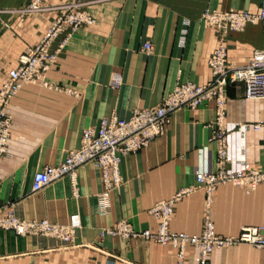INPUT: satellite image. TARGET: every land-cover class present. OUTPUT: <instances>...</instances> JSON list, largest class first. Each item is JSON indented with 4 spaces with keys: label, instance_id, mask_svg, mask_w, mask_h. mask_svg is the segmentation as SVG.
Returning a JSON list of instances; mask_svg holds the SVG:
<instances>
[{
    "label": "crops",
    "instance_id": "0c3cea01",
    "mask_svg": "<svg viewBox=\"0 0 264 264\" xmlns=\"http://www.w3.org/2000/svg\"><path fill=\"white\" fill-rule=\"evenodd\" d=\"M261 0H0V85L18 57L35 46L50 25L66 12H87L93 23L71 33L63 47L61 33L52 42L56 53L44 73L46 85L24 84L11 99L6 152L0 158V215L11 208L20 219H47L65 224L78 213L74 241L44 235H17L0 229V264H177L178 250L143 237L124 239L104 233L124 220L133 229L155 231L150 207L182 194L173 205L169 230L200 234L206 192L196 172L216 168V105L207 100L195 109L174 110L164 131L146 147L125 154L122 181L108 192L102 211L101 173L92 163L77 168L76 190L63 176L31 192L35 171L58 165L80 144L85 128L103 116L128 118L134 109L156 106L181 82L206 84L212 78L208 58L227 49L230 68L243 66L255 49H264L260 21L240 31L223 32L201 20L205 10L257 13ZM148 52L142 50L145 42ZM222 128L226 134L227 170H264V100L244 96L241 82L224 90ZM211 216L221 237L237 236L242 227H264V183L246 192L231 183L211 195ZM264 252L245 243L217 248L208 264H262ZM198 250L186 244L184 264H197Z\"/></svg>",
    "mask_w": 264,
    "mask_h": 264
},
{
    "label": "built area",
    "instance_id": "2783aa9c",
    "mask_svg": "<svg viewBox=\"0 0 264 264\" xmlns=\"http://www.w3.org/2000/svg\"><path fill=\"white\" fill-rule=\"evenodd\" d=\"M42 0H28L25 9L34 11L40 8ZM201 20L223 32L240 31L247 24L260 21L264 28V0L260 1L257 13L246 11L205 10ZM94 19L83 11L66 12L58 17L47 29L39 42L27 47L18 57V65L7 72L0 85V158L6 152L11 127V117L7 107L13 96L27 83H41L44 73L55 59L56 53L50 52L52 42L61 33L64 38L59 43L58 50L63 47L68 37L81 24L93 23ZM151 44L147 41L142 50L150 51ZM208 65L211 70V80L206 84H195L190 81L178 83L172 91L165 94L159 103L153 107L134 109L126 118L116 115L103 116L96 128H85L81 133L80 144L68 151L66 157L58 165H46L34 172L31 180V192H38L51 182L68 176L75 192L77 168L86 164H94L101 173L104 192L99 196L100 208L108 210V192L120 185L122 181L120 162L129 152L144 148L156 136L160 135L169 121L170 114L181 107L195 109L207 100H214L216 105L215 128L210 140L216 144V168L209 171L204 165L195 174L197 186L206 192V205L203 216V229L200 234H187L169 230V222L173 214L175 201L189 189H183L169 199L154 203L150 214L158 221L155 231L143 229L136 231L131 225L120 220L104 233L118 235L122 238L143 237L160 244H170L178 250L177 264H184L186 244H191L198 250L197 264H208L210 253L222 247L245 243L259 248L264 252V227H242L237 236L221 237L215 232L211 216V195L215 188L223 183H231L242 187L246 192L253 191L264 183V170L230 171L225 167L227 160L226 134L222 128L224 117V90L228 84L241 82L244 85V96L249 99L264 100V49H255L245 65L230 68L227 49L219 45L209 56ZM263 123L254 124L258 130ZM80 227V216L73 213L65 224L53 223L47 219H20L11 208L0 215V229L12 230L17 235H44L71 243L76 230ZM264 264V256L263 263Z\"/></svg>",
    "mask_w": 264,
    "mask_h": 264
}]
</instances>
